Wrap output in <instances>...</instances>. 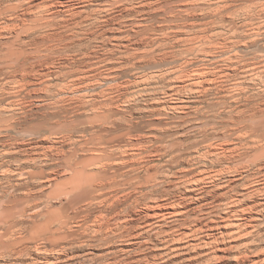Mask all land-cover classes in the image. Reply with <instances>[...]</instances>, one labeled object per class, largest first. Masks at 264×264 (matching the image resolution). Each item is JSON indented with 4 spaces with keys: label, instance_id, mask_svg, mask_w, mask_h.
Returning <instances> with one entry per match:
<instances>
[{
    "label": "rangeland",
    "instance_id": "374dc122",
    "mask_svg": "<svg viewBox=\"0 0 264 264\" xmlns=\"http://www.w3.org/2000/svg\"><path fill=\"white\" fill-rule=\"evenodd\" d=\"M263 91L264 0H0V264H264V160L232 123L238 99ZM120 150L153 184L88 205L66 160ZM233 152L247 154L217 164ZM179 171L183 194L164 182ZM169 196L189 215L172 214ZM235 220L245 224L228 235Z\"/></svg>",
    "mask_w": 264,
    "mask_h": 264
},
{
    "label": "bare ground",
    "instance_id": "6f19581e",
    "mask_svg": "<svg viewBox=\"0 0 264 264\" xmlns=\"http://www.w3.org/2000/svg\"><path fill=\"white\" fill-rule=\"evenodd\" d=\"M197 1V0H196ZM210 1V0H209ZM205 2V1H204ZM193 3H195V2H193ZM198 4V3H197ZM185 5V4H184ZM199 6V5H198ZM214 6V5H213ZM233 6V5H232ZM236 6V5H235ZM240 6V5H239ZM171 7V6H170ZM174 7V6H173ZM252 7V6H251ZM169 8V7H168ZM218 8V7H217ZM172 9V8H171ZM170 9V10H171ZM174 9V8H173ZM227 9H231V8H227ZM251 9V8H250ZM215 10H217V9H215ZM229 12V11H228ZM217 13H218V11H217ZM216 13V14H217ZM227 13V12H226ZM245 13V12H244ZM189 14V13H188ZM215 14V13H214ZM241 15V14H240ZM244 15V14H243ZM246 15V14H245ZM172 16V15H171ZM184 16V15H183ZM174 17V16H173ZM237 17V16H236ZM6 18V17H5ZM182 18V17H181ZM222 18V17H221ZM220 18V19H221ZM223 18H224V16H223ZM217 19V18H216ZM223 20V19H222ZM178 25V24H177ZM184 25V24H183ZM186 26V25H185ZM182 27H184V26H182ZM194 41V40H193ZM200 42V41H199ZM35 44V43H34ZM37 45V44H36ZM31 46V45H30ZM32 46H33V44H32ZM24 48V47H23ZM19 50V49H18ZM35 50V49H34ZM5 69V68H4ZM238 70V69H237ZM181 71V70H180ZM180 71H178V72H180ZM202 72V71H201ZM253 73V72H252ZM204 74V73H203ZM162 75V74H161ZM181 75V74H180ZM195 75V74H194ZM203 76V75H202ZM194 77V76H193ZM227 77V76H226ZM202 78V77H201ZM180 80V79H179ZM183 81V80H182ZM200 82V81H199ZM251 82V81H250ZM249 82V83H250ZM181 87H183V86H181ZM180 87V88H181ZM241 88V87H240ZM174 89V88H173ZM258 89V88H257ZM209 90V89H208ZM179 91V90H178ZM232 92V91H231ZM260 92V91H259ZM209 94V93H208ZM231 94V93H230ZM254 95H250L249 97H247V98H241L240 97V99H238L239 101H244L245 103H244V105H243V108H245V109H243V110H241V111H239L238 112V115L236 116V114H235V118H234V121H232V123H233V125H234V128H233V131L235 132V134H236V138H235V140H237L239 143H242L243 144V146L244 145H249V144H251V143H253L254 144V146H250V149H251V151H258L259 150V153H257L254 157L255 158H257V159H259L260 161L261 160H264V134L263 135H261L260 136V134H256L258 131H257V129H253V127L254 126H249V124L248 123H250V122H252L254 119H259V120H261L262 122H264V99L262 100V99H260V97L259 96H261V98H262V96H263V98H264V91L262 92V93H259V94H257V92H256V94L255 93H253ZM259 97V101L260 100H262L261 102H259V103H255L254 101H255V99L257 98V97ZM254 97H256V98H254ZM191 98V97H190ZM226 98V97H225ZM177 99V98H176ZM179 99V98H178ZM188 99V98H187ZM230 99V98H229ZM254 99V100H253ZM206 101V100H205ZM256 101H257V99H256ZM184 102V101H183ZM182 102V103H183ZM226 102V101H225ZM232 102V101H231ZM236 103V102H235ZM234 105V104H233ZM113 106V105H112ZM236 106V105H235ZM176 107V106H175ZM237 107V106H236ZM173 109V108H172ZM177 109H178V107H177ZM176 109V110H177ZM241 109V108H240ZM232 110H234V109H232ZM238 110V109H237ZM113 111V110H112ZM98 112V111H97ZM110 112V111H109ZM115 112V111H114ZM170 112V111H169ZM107 113V112H106ZM112 113V112H111ZM234 113V112H233ZM116 114V113H115ZM110 115V114H109ZM112 115V114H111ZM223 115H224V113H223ZM233 115V114H232ZM232 115H231V117H232ZM216 116V115H215ZM112 118V117H111ZM114 119V118H113ZM258 120V121H259ZM118 121V120H117ZM124 121V120H123ZM229 122V121H228ZM223 124V123H222ZM251 124V123H250ZM254 124V123H253ZM3 125H5V124H3ZM139 125V124H138ZM227 125V124H226ZM133 126V125H132ZM93 127H94V125H93ZM101 127V126H100ZM112 127V126H111ZM139 128H141L140 126H138ZM3 128V127H2ZM92 128V127H91ZM96 128V127H95ZM114 128V127H113ZM112 128V129H113ZM128 128V127H127ZM134 128H136V126L134 127ZM94 129V128H93ZM112 129H110V130H112ZM115 129V128H114ZM123 129V128H122ZM132 128H130V130H131ZM138 129V128H137ZM224 129V128H223ZM124 130V129H123ZM125 130H126V128H125ZM134 130V129H133ZM141 130H143V129H141ZM156 130H158V129H156ZM161 130V129H160ZM228 130H229V128H228ZM83 131V130H82ZM90 131V130H89ZM94 131V130H93ZM96 131H97V129H96ZM113 131V130H112ZM197 131H199V130H197ZM207 131V130H206ZM110 132L111 131H109V129H102L101 131H100V144L101 145H109L110 144V140L108 139L109 137H110V135L112 134H110ZM135 132H136V130H135ZM180 132V131H179ZM229 132V131H228ZM234 132L231 134V135H233L234 134ZM82 133V132H81ZM92 133V132H91ZM114 133H115V130H114ZM114 133H113V135H114ZM152 133V132H151ZM206 133V132H205ZM218 133V132H217ZM85 134V133H84ZM95 134V133H94ZM132 134H133V132H132ZM225 134V133H224ZM228 134V133H227ZM116 135V134H115ZM172 135H174V134H172ZM218 135V134H217ZM165 136H166V133H165ZM184 136V135H183ZM230 136V135H229ZM229 136H227V138L228 139H230L229 138ZM85 137V136H84ZM153 137V136H152ZM159 137V136H158ZM177 137H180V136H177ZM182 137V136H181ZM205 137V136H204ZM207 137V136H206ZM124 139V138H123ZM184 139H186V138H184ZM189 139V138H188ZM159 140V139H158ZM170 140V139H169ZM173 140V139H172ZM172 140H170V141H172ZM83 141V140H82ZM86 141V140H85ZM120 141V140H119ZM174 141H176L175 139H174ZM188 141V140H187ZM79 142V141H78ZM222 142V141H221ZM224 142V141H223ZM111 143H113V142H111ZM114 143H119V142H114ZM153 143V142H152ZM192 143V142H191ZM70 144V143H69ZM134 144V143H133ZM186 144V143H185ZM188 144V143H187ZM195 144V143H194ZM120 145H121V143H120ZM128 145H130V143L128 144ZM127 145V146H128ZM142 145H144V144H142ZM154 145V144H153ZM212 145V144H211ZM220 145V144H219ZM224 145V144H223ZM228 145H229V143H228ZM74 146V145H73ZM105 146V147H106ZM110 146V145H109ZM183 146H185V145H183ZM190 146V145H189ZM237 146V145H236ZM108 147V146H107ZM111 147L112 146H110V148L108 147L107 149H111ZM116 147V146H115ZM129 147V146H128ZM205 147H207V146H205ZM209 147V146H208ZM208 147H207V149H208ZM94 148V147H93ZM98 148V147H97ZM112 148H114V146L112 147ZM133 148V147H132ZM142 148V147H141ZM150 148H152V146L150 147ZM161 148V147H160ZM163 148V147H162ZM166 148V147H165ZM179 148V147H178ZM177 148V149H178ZM183 148V147H182ZM217 148H218V146H217ZM229 148V147H228ZM249 148V147H248ZM80 149V148H79ZM82 149V148H81ZM123 149V148H122ZM134 149V148H133ZM176 149V148H175ZM235 149H240V148H235ZM243 149V148H242ZM262 149V150H261ZM100 150H103V149H100ZM196 150V149H195ZM205 150V149H204ZM203 150V151H204ZM209 150H210V147H209ZM215 150V149H214ZM222 150V149H221ZM224 150V149H223ZM241 150V149H240ZM111 151V150H110ZM120 151H122V150H120ZM124 151V150H123ZM117 152V155H118V157H116L117 155H114L115 153H113V154H107V153H105V152H103L102 154H101V156H100V158H98L96 161H92V160H87L86 162H84V160H74V159H68V160H66V162H65V167H67L69 170H71L72 172H73V174H83V178H84V180L87 182V187L89 188V190L91 191V194H92V196H91V199H90V201H91V203L90 204H88V205H90V206H92L94 203H93V201L95 202V201H98V200H100V199H102V198H106L105 196H108V194H110V192H118V191H120L119 189H122V187H135V185L136 184H140L141 186H145V187H148V186H150L151 184H153L151 181L152 180H150V174L148 173H146V171H149L147 168L149 167H147V168H145V171H143L142 170V166H144V165H142L141 167H140V169H136V167H135V164L137 165V163H136V160H127V157H126V154H128V153H126L125 154V151L124 152ZM138 151V150H137ZM139 151H140V149H139ZM176 151V150H175ZM177 151H179V150H177ZM176 151V152H177ZM202 151V150H201ZM236 151V150H235ZM107 152V151H106ZM115 152V151H114ZM175 152V153H176ZM192 152V151H191ZM198 152V151H197ZM232 152V151H231ZM237 152H239V151H237ZM58 153V152H57ZM108 153H110L109 151H108ZM152 153V152H151ZM155 153H156V151H155ZM160 153V152H159ZM206 153H207V151H206ZM212 153V152H211ZM210 153V154H211ZM64 154V153H63ZM133 154V153H132ZM162 154V153H161ZM169 155L171 154V155H173L174 154V149H172L171 151H169V153H168ZM176 154H178V153H176ZM182 154V153H181ZM202 154H204V153H202ZM209 154V155H210ZM213 154H216V153H213ZM233 154H234V152L233 153H231V155L228 157V154H226V155H222V154H220V153H218V154H216V158L218 157V159H217V164H218V162H222V165H223V161L224 162H228V161H230V162H233L234 163V161L233 160H236V161H241V160H243V159H245V156H246V152L244 153V152H242V153H239V154H237V155H235V156H233ZM249 154V153H248ZM67 155V154H66ZM83 155V154H82ZM100 155V154H99ZM129 155V154H128ZM137 155V154H136ZM141 155V154H140ZM152 155V154H151ZM170 155V156H171ZM183 155H184V153H183ZM183 155H182V157H183ZM186 155V154H185ZM200 155V154H199ZM207 155H208V153H207ZM144 156V155H143ZM142 156V157H143ZM165 156H166V154H165ZM168 156V155H167ZM173 156H175V155H173ZM178 156H180V154H178ZM177 156V157H178ZM205 156V155H204ZM211 156V155H210ZM213 156H215V155H213ZM49 157V156H48ZM47 157V158H48ZM132 157V156H131ZM176 157V156H175ZM176 157V158H177ZM192 157V156H191ZM59 158V157H58ZM125 158H126V160H125ZM174 158V157H173ZM180 158H181V156H180ZM202 158V157H201ZM207 158V157H206ZM179 159V158H178ZM215 159V158H214ZM213 159V160H214ZM172 159H170L168 162H171L172 164H173V162L171 161ZM186 160V159H185ZM184 160V161H185ZM197 160V159H196ZM204 160H205V158H204ZM208 160V159H207ZM131 161V162H130ZM147 161H149V160H147ZM163 161V160H162ZM179 161V160H178ZM178 161H175V162H177L178 163ZM50 162V161H49ZM143 162V161H142ZM141 162V163H142ZM174 162V163H175ZM214 161H212V163H213ZM229 162V164H232V163H230ZM253 162V161H252ZM255 162V161H254ZM143 163H145V162H143ZM170 163V164H171ZM180 163V162H179ZM179 163H178V166H179ZM215 163V162H214ZM256 163V162H255ZM262 163V162H261ZM146 164H147V162H146ZM149 164H150V162H149ZM219 164H221V163H219ZM225 164V163H224ZM235 164V163H234ZM55 165V164H54ZM141 165V164H140ZM155 165V164H154ZM206 165V164H205ZM204 165V166H205ZM228 165V164H227ZM128 166H131V167H128ZM151 166V165H150ZM159 166V165H158ZM157 166V167H158ZM219 166V165H218ZM230 166V165H229ZM55 167V166H54ZM138 167V168H139ZM152 167V166H151ZM154 167V166H153ZM226 167H228V166H226ZM236 167H238V166H236ZM240 168H241V166H239ZM238 167V168H239ZM144 168V167H143ZM229 168V167H228ZM230 168H233V167H230ZM235 168V167H234ZM239 168V169H240ZM128 169V170H127ZM221 169V168H220ZM225 169V168H224ZM236 169V168H235ZM68 170V171H69ZM181 170V169H180ZM194 170V169H193ZM202 170V169H201ZM229 170H231V169H228V171ZM238 170V169H237ZM71 171H70V173H71ZM143 171V173L145 172L146 174H144L145 176L144 177H141V172ZM165 171H167V170H165ZM204 171V170H203ZM218 171V170H217ZM224 171V170H223ZM222 171V172H223ZM226 171V170H225ZM233 171V170H232ZM239 171V170H238ZM257 171V170H256ZM9 172V171H8ZM168 172H169V170H168ZM181 171H179V173L177 172V173H172V175H167L166 176V180H164V182H166V183H169L170 184V182L171 181H173V182H175L174 180H179L178 178H177V176L180 174V175H182V173H183V171H182V173H180ZM184 172H185V170H184ZM221 172V175L223 174ZM235 172V171H234ZM243 172V171H242ZM193 173V172H192ZM206 173V172H205ZM209 173V172H208ZM10 174V173H9ZM167 174H169V173H167ZM171 174V173H170ZM235 174V173H234ZM71 175V174H70ZM87 175H89V177L87 176ZM165 175V174H164ZM194 175V174H193ZM202 175V174H201ZM217 175V174H216ZM220 175V176H221ZM188 176V175H187ZM191 176V175H190ZM204 176V175H203ZM208 176V175H207ZM214 176V175H213ZM212 176V177H213ZM218 176V175H217ZM219 176V177H220ZM244 176V175H243ZM74 177H77L76 175L74 176ZM79 177V176H78ZM156 177V176H155ZM162 177V176H161ZM216 177V176H215ZM160 178V177H159ZM158 177L156 178V180L155 181H157L158 179H159ZM186 178V177H185ZM188 178V177H187ZM193 178V177H192ZM206 179H208V177H205ZM204 178V179H205ZM214 178V177H213ZM212 178V179H213ZM152 179V178H151ZM210 179V178H209ZM219 179V178H218ZM233 179V178H232ZM150 180V181H149ZM188 180H190V179H188ZM197 180V182H198V179H196ZM200 180V179H199ZM216 180H217V178H216ZM10 181V180H9ZM202 181V179L200 180V182ZM215 181V180H214ZM71 182L72 181H69L68 183L69 184H67V185H71ZM163 182V183H164ZM188 182V181H187ZM190 182V181H189ZM195 182V185H196V181H194ZM203 182V181H202ZM210 182V181H209ZM211 182H213V180L211 181ZM159 183V182H158ZM160 183H162V182H160ZM204 183H206L205 181H204ZM208 183V182H207ZM165 184V183H164ZM168 184V185H169ZM186 184V181H181V179L179 180V182L177 181V183H176V185H175V183H174V185H175V187H176V189L178 190V191H180L179 193H181L182 191H185V192H187V189H189L190 187H187L186 188V186L184 187L183 185H185ZM191 184H192V179H191ZM199 184H201V183H199ZM214 184V183H213ZM84 185V184H83ZM172 185V184H171ZM188 185V184H187ZM4 186V185H3ZM80 185L79 184H74V185H71V187H70V189H67L66 191H64V192H62V194H65V195H68V196H71V195H73L74 194V192L77 190V187H79ZM161 186H162V184H161ZM197 186V185H196ZM199 186V185H198ZM201 186V185H200ZM256 186V185H255ZM164 187V186H163ZM204 187V186H203ZM227 187V186H226ZM85 188V187H84ZM140 188V187H139ZM195 188V187H194ZM193 188V189H194ZM200 188V187H199ZM225 188V187H224ZM259 188V187H258ZM261 188V187H260ZM135 189H137V188H135ZM143 189V188H142ZM192 189V190H193ZM201 189V188H200ZM203 189V188H202ZM264 189V188H263ZM104 190H108L109 192H104ZM118 190V191H117ZM128 190V189H127ZM161 190V189H160ZM196 190V189H195ZM194 190V191H195ZM138 191V190H137ZM156 191V190H155ZM197 191V190H196ZM189 192H190V190H189ZM192 192V191H191ZM190 192V193H191ZM205 192V191H204ZM203 192V193H204ZM228 192V191H227ZM122 193V192H121ZM184 192H182V194H183ZM196 193V192H195ZM201 193V192H200ZM202 193V194H203ZM256 193V192H255ZM116 194V193H115ZM120 194V193H119ZM138 194H141V193H138ZM151 194V193H150ZM194 194V193H193ZM229 194V193H228ZM254 194V193H253ZM134 195V194H133ZM137 195V194H136ZM185 195H187L186 193H185ZM204 195H205V193H204ZM214 195V194H213ZM225 195V194H224ZM256 195V194H255ZM6 196V195H5ZM8 196V195H7ZM6 196V197H7ZM60 195L58 194L57 195V193H55L54 194V197L53 198H55L56 199V197H59ZM120 196V195H119ZM129 196V195H128ZM132 196V195H131ZM151 196V195H150ZM191 196H193V195H191ZM258 196V195H257ZM194 197V196H193ZM207 197V196H206ZM32 198V197H31ZM121 198V197H120ZM152 198V197H151ZM179 198V197H178ZM187 198V197H186ZM185 198V199H186ZM189 198H190V196H189ZM203 198V197H202ZM208 198V197H207ZM66 199V198H65ZM130 199H132V198H130ZM150 199V198H149ZM181 199V198H180ZM191 199V198H190ZM233 199V198H232ZM239 199V198H238ZM51 200V199H50ZM59 200V199H58ZM106 199H104V200H102V201H104L105 203H107V201H108V199L105 201ZM167 200V199H166ZM188 200V199H187ZM216 200V199H215ZM227 200V199H226ZM237 200V199H236ZM242 200V199H241ZM67 201H68V199H67ZM168 201H170V203H171V206L173 207L172 208V210H173V212H172V214H175L177 217H178V219H179V216H183V215H185V216H187V215H189L188 213L189 212H187V213H184V212H181L182 210H180V208L176 205L177 203V200H176V198L175 197H168ZM202 201H204V200H202ZM230 201V200H229ZM228 201V202H229ZM38 202V201H37ZM50 202V201H49ZM104 202H100V204H104ZM116 202V201H115ZM125 202V201H124ZM123 202V203H124ZM181 202H182V200H181ZM180 202V203H181ZM234 202V201H233ZM240 202V201H239ZM243 202H244V199H243ZM51 203V202H50ZM98 203H99V201H98ZM169 203V204H170ZM231 203V202H230ZM235 203V202H234ZM238 203V202H237ZM242 203V202H241ZM33 204V203H32ZM47 204V203H46ZM117 204V203H116ZM125 204V203H124ZM168 204V205H169ZM225 204V203H224ZM227 204V203H226ZM65 205V204H64ZM95 205V204H94ZM145 205V204H144ZM154 205V204H153ZM179 205V204H178ZM180 205H183V204H180ZM205 205V204H204ZM210 205V204H209ZM208 205V206H209ZM232 205V204H231ZM234 205V204H233ZM8 206V205H7ZM12 206V205H11ZM30 206V205H29ZM48 206V205H47ZM89 206V207H90ZM96 206V205H95ZM112 206V205H111ZM117 206V205H116ZM126 206V205H125ZM161 206H162V203H161ZM185 206V205H184ZM224 206V205H223ZM228 206V205H227ZM31 207V206H30ZM49 207H51L50 205H49ZM61 207V206H60ZM63 207H65V206H63ZM88 207V208H89ZM93 207V206H92ZM202 207V206H201ZM204 207V206H203ZM213 208H217V207H214V206H212ZM222 207V206H221ZM220 207V208H221ZM81 208H83V207H81ZM148 208V207H147ZM158 208V207H157ZM164 208H165V206H164ZM182 208V207H181ZM205 208V207H204ZM219 208V207H218ZM226 208V207H225ZM26 209H27V207H26ZM37 209V208H36ZM50 209V208H49ZM49 209H47V210H49ZM80 209V208H79ZM87 209V208H86ZM93 209H96V208H93ZM109 209V208H108ZM159 209H161V208H159ZM170 209V208H169ZM186 209V208H185ZM229 208H226L225 210H228ZM240 209V208H239ZM28 210V209H27ZM84 210V209H83ZM203 210V209H202ZM232 210V209H231ZM43 211H44V209H43ZM62 211V210H61ZM78 211V210H77ZM92 211V210H91ZM90 211V212H91ZM169 211V210H168ZM205 211V210H204ZM25 212V211H24ZM27 212V211H26ZM84 212V211H83ZM89 212V213H90ZM115 212V211H114ZM170 212V211H169ZM234 212V211H233ZM242 212V211H241ZM42 213V212H41ZM63 213H64V211H63ZM66 213V212H65ZM70 213V212H69ZM158 213V212H157ZM238 213V212H237ZM236 213V214H237ZM110 214V213H109ZM113 214V213H112ZM171 214V215H172ZM211 214V213H210ZM235 214V213H234ZM245 214V213H244ZM25 215V214H24ZM77 215V214H76ZM84 215V214H83ZM82 215V216H83ZM91 215H92V213H91ZM169 216H170V214H168ZM93 216V215H92ZM116 216V215H115ZM119 216V215H118ZM240 216V215H239ZM238 216V217H239ZM246 216V215H245ZM77 217V216H76ZM91 217V216H90ZM147 217V216H146ZM164 217V216H163ZM174 217V216H173ZM177 217L175 218V219H177ZM192 217V216H191ZM87 218V217H86ZM119 218V217H118ZM161 218V217H160ZM184 218V217H183ZM245 218V217H244ZM44 219V218H43ZM75 218H73V220H74ZM78 219H80V218H78ZM90 219V218H89ZM117 219V218H116ZM150 219V218H149ZM191 219V218H190ZM194 219H196V218H194ZM60 220H61V222L62 223H65V222H63V219L62 218H60ZM92 220V219H91ZM106 220H109V219H106ZM147 220V219H146ZM239 220V219H238ZM14 221V220H13ZM40 221V220H39ZM38 221V222H39ZM83 221V220H82ZM87 221V220H86ZM111 221V220H110ZM167 221V220H166ZM174 221V220H173ZM175 221H177V220H175ZM236 221V220H235ZM36 222V221H35ZM95 222H96V220H95ZM177 222H179V221H177ZM189 222V221H188ZM196 222V221H195ZM16 223V222H15ZM58 223V222H57ZM74 223V222H73ZM79 223V222H78ZM81 223V222H80ZM101 223H103V221L101 222ZM191 223V222H190ZM194 223V221L192 222V224ZM7 224V223H6ZM85 224V223H84ZM179 224V223H178ZM184 224H186V223H184ZM220 224V223H219ZM245 224V223H244ZM244 224L242 223V222H231L230 221V223H229V227H231V225L233 226L234 225V227H235V229L234 230H232L231 231V233H227L228 235L230 234V235H232L233 233L235 234L236 232H239V231H241V229L243 228V226H244ZM60 225V224H59ZM85 225H87V224H85ZM150 225V224H149ZM148 225V226H149ZM161 225V224H160ZM181 225H182V223H181ZM83 226V225H82ZM92 226V225H91ZM193 226V225H192ZM85 227V226H84ZM100 227H103V226H100ZM105 227V226H104ZM180 227V226H179ZM183 227V226H182ZM228 227V228H229ZM2 228V227H1ZM81 228V227H80ZM91 228V227H90ZM193 228V227H192ZM192 228H191V230H192ZM6 229V228H5ZM94 229V228H93ZM100 229V228H99ZM171 229V228H170ZM183 229V228H182ZM230 229V228H229ZM244 229H245V227H244ZM87 230V229H86ZM85 230V231H86ZM89 230V229H88ZM75 231V230H74ZM188 231V230H187ZM194 231H195V229H194ZM193 231V232H194ZM22 232V231H21ZM69 232V231H68ZM76 232V231H75ZM104 232V231H103ZM177 232V231H176ZM176 232L174 233L175 235H176ZM192 232V231H191ZM203 232V231H202ZM169 233V232H168ZM173 233V232H172ZM171 233V234H172ZM184 233V232H183ZM190 233V232H189ZM195 234L197 233V231L196 232H194ZM194 233H191V234H194ZM240 233V232H239ZM15 234V233H14ZM181 234V233H180ZM179 234V235H180ZM187 234V233H186ZM184 235V237H188V236H190V235ZM224 234V233H223ZM22 235V234H21ZM69 235V234H68ZM182 235V234H181ZM246 235V234H245ZM248 235V234H247ZM15 236V235H14ZM193 236V235H192ZM191 236V237H192ZM194 236H197V235H194ZM224 236H225V234H224ZM170 237V236H169ZM174 237V236H173ZM180 237V236H179ZM179 237H178V239H179ZM183 237V236H182ZM215 237V236H214ZM177 238V237H176ZM11 239V238H10ZM15 239V238H14ZM45 239V238H44ZM185 239V238H184ZM194 239H196V238H194ZM201 239V238H200ZM182 240V239H181ZM181 240H180V242H181ZM197 240H198V238H197ZM10 241V240H9ZM178 241V240H177ZM204 241V240H203ZM208 241V240H207ZM186 242V241H185ZM187 242L189 243V241H188V239H187ZM221 242V241H220ZM177 243V242H176ZM191 243V242H190ZM189 243V244H190ZM198 243H200V241L198 240L197 241V243H195V245L197 246V244ZM203 243H206V240L203 242ZM210 243V242H209ZM214 243H216V242H214ZM179 244V243H178ZM193 245H194V243H192ZM218 244V243H217ZM173 245V244H172ZM182 245V244H181ZM191 245V244H190ZM200 245H205V244H202V243H200ZM206 245H208V244H206ZM213 245V244H212ZM184 246V245H183ZM183 246H180L179 245V247H183ZM188 246V245H187ZM209 246H211V243H210V245H208V246H206V247H209ZM179 247H178V249H179ZM185 247V246H184ZM195 247V246H194ZM193 247V248H194ZM198 247V246H197ZM185 248H187V247H185ZM217 248V247H216ZM170 249V248H169ZM211 251V250H210ZM219 252V251H218ZM186 253V252H185ZM196 253V252H195ZM168 254V253H167ZM201 255V254H200ZM218 255V254H217ZM189 256V255H188ZM199 257V256H198ZM195 258V257H194ZM217 258V257H216ZM182 259V258H181ZM186 259V258H185ZM189 259V258H188ZM199 259H201V258H199ZM187 260V259H186ZM193 260V259H192ZM189 261V260H188ZM190 264V263H189Z\"/></svg>",
    "mask_w": 264,
    "mask_h": 264
}]
</instances>
